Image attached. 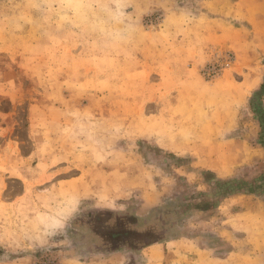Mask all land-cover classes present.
Listing matches in <instances>:
<instances>
[{
  "label": "rangeland",
  "instance_id": "obj_1",
  "mask_svg": "<svg viewBox=\"0 0 264 264\" xmlns=\"http://www.w3.org/2000/svg\"><path fill=\"white\" fill-rule=\"evenodd\" d=\"M207 1L0 0V264H264V188L214 192L264 181V57Z\"/></svg>",
  "mask_w": 264,
  "mask_h": 264
},
{
  "label": "crops",
  "instance_id": "obj_2",
  "mask_svg": "<svg viewBox=\"0 0 264 264\" xmlns=\"http://www.w3.org/2000/svg\"><path fill=\"white\" fill-rule=\"evenodd\" d=\"M205 8L215 13L216 17L209 19L200 18L207 21L213 31L218 32L219 36L227 32L240 31L241 28H248L254 39L249 35L243 34L242 42L244 47H248L250 57H264V0H208ZM225 17H232L233 20L241 22V25L235 26L226 21ZM198 20V19H197ZM234 40V38H232ZM233 41L228 40L224 43L229 46ZM264 79V68L262 70ZM262 81V80H260ZM259 81V82H260Z\"/></svg>",
  "mask_w": 264,
  "mask_h": 264
},
{
  "label": "trees",
  "instance_id": "obj_3",
  "mask_svg": "<svg viewBox=\"0 0 264 264\" xmlns=\"http://www.w3.org/2000/svg\"><path fill=\"white\" fill-rule=\"evenodd\" d=\"M264 97V80L260 83L259 88L254 92V95L250 101V105L252 107L253 112L257 115L258 120L261 126V143L264 147V104L263 99ZM208 175H213L212 172L207 171ZM206 174V176H207ZM215 180V187L214 192L218 199L225 198L233 194L237 193H250L255 191L256 189H263L264 188V181L257 182L255 181H245L244 179H221L214 177ZM214 203L208 201H202L199 204H195L196 207L200 208L201 210H205L210 208Z\"/></svg>",
  "mask_w": 264,
  "mask_h": 264
}]
</instances>
